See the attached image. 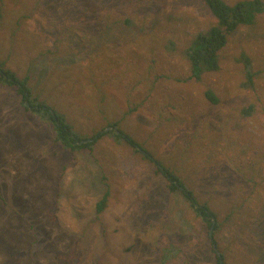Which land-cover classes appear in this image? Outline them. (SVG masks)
Wrapping results in <instances>:
<instances>
[{"label": "rangeland", "instance_id": "374dc122", "mask_svg": "<svg viewBox=\"0 0 264 264\" xmlns=\"http://www.w3.org/2000/svg\"><path fill=\"white\" fill-rule=\"evenodd\" d=\"M214 21L198 0L0 2V60L33 97L74 131L104 119L143 147L107 137L71 156L0 82V264H217L213 241L225 264H264V179L244 183L259 181L247 153L264 157V77L246 87L239 60L264 69V10L229 36L218 73L191 78L183 50ZM146 152L216 213L212 239Z\"/></svg>", "mask_w": 264, "mask_h": 264}, {"label": "trees", "instance_id": "16d2710c", "mask_svg": "<svg viewBox=\"0 0 264 264\" xmlns=\"http://www.w3.org/2000/svg\"><path fill=\"white\" fill-rule=\"evenodd\" d=\"M2 1L3 0H0V2ZM198 1L203 2L206 5L207 9L215 19L214 23L209 28L203 31H198L193 37H191L187 41L183 50V55L189 64L190 77L199 80L204 73H218L219 55L222 54L224 48L227 46L229 36L235 32L239 26L253 23L255 16L264 10V3L262 0H238L233 4H229L224 0ZM29 11L32 12L30 6ZM188 17L190 16L188 15L186 20H189ZM124 21L127 23L130 20L125 19ZM27 25L29 27L31 24ZM166 46H168L167 43ZM168 49L173 52L172 48ZM239 60L243 62L246 70V80L244 81V84L249 89L254 90L257 86L256 80L264 77V69H252L251 63L253 60L250 58V55L245 52L241 51ZM0 82L16 87L15 91L19 98L29 101L28 105H26L25 102L22 103L23 108H31L30 111L43 120L46 125L51 127L49 138L52 144L59 145L64 150H67L69 155L73 156L78 151L83 150L90 152L93 149L94 144L102 138L108 137L110 139L124 140L128 144L135 146L136 148L134 150L142 156L137 145L141 148L143 147L126 132H123L120 129L119 133L115 132L114 129L104 131V128L107 126H115L118 128L116 123H111L103 119V124L96 130L83 132L72 130L71 126L65 121L63 115L59 114L57 111L50 110L45 103L38 101L33 97L27 78L18 77L14 72L6 68L4 62L1 60ZM205 96L212 103L220 101L219 95L211 90H207ZM233 100V106L241 109L246 116H250L256 111V105L251 101H249L247 105H241L238 97H235ZM34 106L36 107L33 108ZM87 139L89 141L84 142V140ZM248 154L250 155L251 161V165L248 167V175H258L259 181L246 177V182L244 183L253 186L257 185L260 183V180L264 179V173L261 175V172L264 171V157L249 152L247 155ZM144 155L154 163V166L160 171V173H163L168 178H166L168 189L173 192H179L184 197L185 201L194 208L196 214L202 217L208 227L211 226L212 219L215 218L214 233L212 234L213 238L215 233H217L222 226L217 219L216 213L212 212L205 203L199 202L195 193L185 187L181 179L171 172L172 170L162 166L150 153L146 152ZM242 187H244L243 182L239 188ZM1 198L3 197L1 196ZM2 200L5 201L4 198ZM104 204L105 199H101L96 203L97 212H102L106 208V205ZM212 250L215 253L217 264H225V259H223L222 254H216L214 248H212Z\"/></svg>", "mask_w": 264, "mask_h": 264}, {"label": "clouds", "instance_id": "9594fccd", "mask_svg": "<svg viewBox=\"0 0 264 264\" xmlns=\"http://www.w3.org/2000/svg\"><path fill=\"white\" fill-rule=\"evenodd\" d=\"M226 2V1H225ZM38 100V99H37ZM38 101H41V100H38ZM25 103L27 102V103H29V101L28 100H25L24 101ZM42 102V101H41ZM36 106H34L33 108H35ZM27 109H31V108H27ZM146 150V149H145ZM172 172V171H171ZM163 174V173H162ZM175 174V173H174ZM164 175V174H163ZM176 175V174H175ZM164 177H165V179L167 178L165 175H164ZM179 177V176H178ZM180 178V177H179ZM168 179V178H167ZM166 179V180H167ZM181 179V178H180ZM179 193V192H178ZM214 219H212V221H213ZM214 223H215V220H214ZM213 226H214V224H213ZM210 228V227H209ZM212 234H213V229H212ZM210 238V237H209ZM212 239V238H211ZM213 247H214V249H215V243H214V241H213ZM215 251H216V249H215ZM216 254H218V252L216 251ZM218 255H221V254H218Z\"/></svg>", "mask_w": 264, "mask_h": 264}, {"label": "water", "instance_id": "95a60500", "mask_svg": "<svg viewBox=\"0 0 264 264\" xmlns=\"http://www.w3.org/2000/svg\"><path fill=\"white\" fill-rule=\"evenodd\" d=\"M26 104H27V102H26ZM111 127H109V129H110ZM91 140V139H90ZM85 141H89L88 139L87 140H84V142ZM213 224H214V220L212 221V224H211V226H210V228H209V236H210V238H212V229H213Z\"/></svg>", "mask_w": 264, "mask_h": 264}, {"label": "bare ground", "instance_id": "6f19581e", "mask_svg": "<svg viewBox=\"0 0 264 264\" xmlns=\"http://www.w3.org/2000/svg\"><path fill=\"white\" fill-rule=\"evenodd\" d=\"M26 105H28V103H27ZM123 115H124V114H123Z\"/></svg>", "mask_w": 264, "mask_h": 264}]
</instances>
